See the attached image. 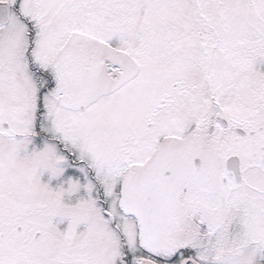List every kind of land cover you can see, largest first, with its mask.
<instances>
[{
	"label": "snow or ice",
	"instance_id": "snow-or-ice-1",
	"mask_svg": "<svg viewBox=\"0 0 264 264\" xmlns=\"http://www.w3.org/2000/svg\"><path fill=\"white\" fill-rule=\"evenodd\" d=\"M0 264H264V0H0Z\"/></svg>",
	"mask_w": 264,
	"mask_h": 264
}]
</instances>
